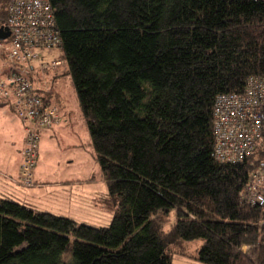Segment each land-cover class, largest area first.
I'll return each instance as SVG.
<instances>
[{"label": "trees", "instance_id": "1", "mask_svg": "<svg viewBox=\"0 0 264 264\" xmlns=\"http://www.w3.org/2000/svg\"><path fill=\"white\" fill-rule=\"evenodd\" d=\"M48 1L113 216L94 226L0 194V264H264V208L243 197L264 137L221 162L213 128L217 96L264 76V0Z\"/></svg>", "mask_w": 264, "mask_h": 264}, {"label": "built area", "instance_id": "2", "mask_svg": "<svg viewBox=\"0 0 264 264\" xmlns=\"http://www.w3.org/2000/svg\"><path fill=\"white\" fill-rule=\"evenodd\" d=\"M10 34L0 40V98L24 124L18 176L0 174L15 186L36 185L40 135L61 122L60 109L44 90L47 73L55 80L69 68L63 59L37 63L40 50L60 47L62 39L48 0H8L3 24ZM46 89V88H45ZM264 76H250L243 93L217 96L213 109L214 155L221 162H239L263 144ZM244 200L264 208V166L251 172Z\"/></svg>", "mask_w": 264, "mask_h": 264}, {"label": "rangeland", "instance_id": "3", "mask_svg": "<svg viewBox=\"0 0 264 264\" xmlns=\"http://www.w3.org/2000/svg\"><path fill=\"white\" fill-rule=\"evenodd\" d=\"M40 54V58L36 60L37 63L63 59L65 56L61 47L41 49ZM49 73L46 75L47 81L41 85H45L46 91L48 89L52 90L54 94L53 100L60 109L63 122L57 134L46 136L44 134L46 130L41 133L38 162L34 172L36 174L43 170L49 172L56 179L79 180L73 187L75 189L74 192L71 191L72 188L69 185L62 187V189L68 191L67 195H63V197L61 195L62 198H57L61 200L63 205L62 214L70 216L78 222H85L94 226H107L113 216V211L105 203L108 186L103 178L92 144L87 120L81 109L72 78L67 74H61L55 80H50ZM67 114L71 115L69 123H67L68 120L65 122L66 118H69ZM24 139V124L19 121V118L10 109L8 102L0 98V171L5 172L9 170L10 166H15L20 161L19 150L23 146ZM10 174L17 177L18 171ZM0 183L2 184V187H0L2 191L12 189V191L18 193L24 192L22 191L24 190L23 188L15 186L11 182H6L2 176H0ZM2 191H0V194H4ZM69 191L73 192V194H70ZM8 192L9 190L5 193ZM70 195L71 198L69 197ZM64 196L67 197L64 198ZM77 196L78 198L76 199ZM66 203L71 204L65 206ZM160 218L163 220L161 222L162 227L168 230L171 223L175 220L174 209L169 214L160 212ZM191 244L193 245L191 248H197L202 244V240H195ZM173 264L197 263L193 258L176 254Z\"/></svg>", "mask_w": 264, "mask_h": 264}, {"label": "crops", "instance_id": "4", "mask_svg": "<svg viewBox=\"0 0 264 264\" xmlns=\"http://www.w3.org/2000/svg\"><path fill=\"white\" fill-rule=\"evenodd\" d=\"M67 117H69V118L68 119L66 118L65 122L68 120L67 123H69L71 115L67 114ZM62 122H63V117H62V120L60 123H58V124L54 125L53 127L47 129L44 132V134L46 136H53V134L54 135L57 134L59 132V127L60 128L62 127V126H60L62 124ZM63 125H65V123H63ZM23 145H24V143H23ZM22 147H21V149H22ZM21 149L19 150L20 155H21ZM20 162H21V158H20V161H18L15 166H10V164H9V166H10L9 170L5 171V173H11V172L13 173L15 171H19ZM16 169H18V170H16ZM35 181H36V185L33 187H30V188H27V189L23 188L24 189V190H22V191H24L23 193L22 192H20V193L14 192V191H12V189H6L5 191H2L0 189V191H2V193H4V194H10V195L14 196L15 198H17L19 201L27 203L29 205H32L38 209L49 211V212H52V213H55L58 215H64V214H62L63 212L61 210V209H63V207H62L63 205L61 203V200H59L57 198L61 197V195L63 197V195L68 194L67 190L62 189L63 186L69 185L72 188L71 191L74 192L75 189L73 187H74L76 182H79V180H77V179H71L70 180V179H66V178L56 179V177L54 178V176H52L49 172L40 170L39 173L35 174ZM0 187H2L1 183H0ZM3 188H5V187H3ZM8 190H9V192L5 193ZM10 192H12V193H10ZM73 192L71 193L69 191L70 194H73ZM77 194H78V191H77ZM65 197H67V196H64V198ZM69 197L71 198V195ZM77 198H78V196L76 197V199ZM78 200H80V199H78ZM52 201H54V202H52ZM70 201H72V200H70ZM70 204L71 203H66L65 206L70 205ZM196 263L197 264H203V263H200L198 261H196Z\"/></svg>", "mask_w": 264, "mask_h": 264}, {"label": "water", "instance_id": "5", "mask_svg": "<svg viewBox=\"0 0 264 264\" xmlns=\"http://www.w3.org/2000/svg\"><path fill=\"white\" fill-rule=\"evenodd\" d=\"M10 32L7 27H0V40L5 39L9 36Z\"/></svg>", "mask_w": 264, "mask_h": 264}]
</instances>
